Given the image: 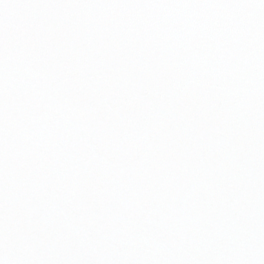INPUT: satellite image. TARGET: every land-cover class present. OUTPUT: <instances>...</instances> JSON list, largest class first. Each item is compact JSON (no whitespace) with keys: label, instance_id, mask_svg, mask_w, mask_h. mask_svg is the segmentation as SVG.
I'll use <instances>...</instances> for the list:
<instances>
[{"label":"snow or ice","instance_id":"6c2138e0","mask_svg":"<svg viewBox=\"0 0 264 264\" xmlns=\"http://www.w3.org/2000/svg\"><path fill=\"white\" fill-rule=\"evenodd\" d=\"M0 264H264V0H0Z\"/></svg>","mask_w":264,"mask_h":264}]
</instances>
